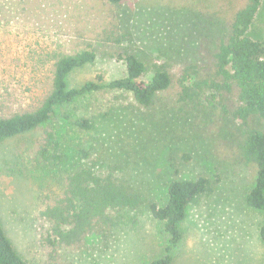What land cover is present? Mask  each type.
<instances>
[{
  "label": "rangeland",
  "instance_id": "rangeland-1",
  "mask_svg": "<svg viewBox=\"0 0 264 264\" xmlns=\"http://www.w3.org/2000/svg\"><path fill=\"white\" fill-rule=\"evenodd\" d=\"M27 1L31 11L21 10L20 0H12L13 7L9 0H0V96L7 88L25 103L35 102L45 92L48 70L58 54L83 48L81 40L95 41L97 33L114 23L122 36V49L147 65L168 60L177 69L198 58L200 52L213 50L226 32L227 20L244 3ZM263 32L264 0L248 34L259 40ZM124 73L122 60L98 56L92 64L75 69L68 84L79 85L97 75L109 81ZM106 96L89 94L72 102L67 110L73 116L94 115ZM126 103L121 101L103 122L97 120L91 131L105 165H116L120 175L158 204L164 202L171 179L203 175L212 180V190L188 206L180 223L179 242L169 244L162 224L147 213H138L129 214L133 217L126 218L106 238L90 236L77 249H58L55 256H48V250L37 241L35 216L43 196L58 191L53 174L35 169L29 159L40 133L35 129L0 141V222L19 254L29 264H148L166 253L171 256L170 264H264V245L258 234L263 215L245 199L252 174L247 166L226 158L220 144L233 124L217 113L187 120L177 111L173 116L163 113L160 119L158 105L121 108ZM154 118L162 121L167 131L175 129L177 140L169 142L159 136L150 140ZM57 124L74 137V143L85 141V131L59 119Z\"/></svg>",
  "mask_w": 264,
  "mask_h": 264
},
{
  "label": "trees",
  "instance_id": "trees-1",
  "mask_svg": "<svg viewBox=\"0 0 264 264\" xmlns=\"http://www.w3.org/2000/svg\"><path fill=\"white\" fill-rule=\"evenodd\" d=\"M123 1L106 0L110 5ZM261 1L244 0L227 20L226 32L213 50L200 52L198 58L177 69L168 60L147 65L136 54L122 49V36L114 23L112 28L97 33L95 41L81 40L83 48L58 54L47 73V89L35 102H22L12 90L5 89L0 96V141L39 129L29 159L35 169L52 173L57 186L58 192L43 196L35 216L37 241L48 250V256H55L58 249H77L90 236L106 238L126 218L133 217L129 214L138 213H147L160 222L168 243L175 245L181 239L180 223L188 206L212 190V180L203 175L174 178L166 184L164 202L158 204L120 175L116 165H105L91 131L96 129L97 120L108 119L121 101L127 102L121 106L126 109L158 105L160 119L177 111L187 120L217 113L233 124L229 136L219 142L226 158L247 166L252 174L245 199L263 215L258 234L264 245V32L259 40L248 34ZM20 2L24 5L21 10L31 11L27 0ZM14 4L9 0V6ZM98 56L122 60L124 75L109 81L97 75L70 86L69 75L92 64ZM96 92L107 96L94 115L73 116L67 110L72 102ZM57 119L85 131V141L74 143V137L55 125ZM152 125L150 140L157 136L169 142L177 140L175 129L167 131L159 119L154 118ZM170 262L171 256L166 253L148 264ZM0 264H29L1 222Z\"/></svg>",
  "mask_w": 264,
  "mask_h": 264
}]
</instances>
